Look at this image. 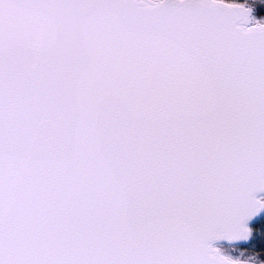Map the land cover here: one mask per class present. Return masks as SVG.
<instances>
[{"label":"snow or ice","instance_id":"snow-or-ice-1","mask_svg":"<svg viewBox=\"0 0 264 264\" xmlns=\"http://www.w3.org/2000/svg\"><path fill=\"white\" fill-rule=\"evenodd\" d=\"M257 11L0 0V264H264Z\"/></svg>","mask_w":264,"mask_h":264},{"label":"rangeland","instance_id":"rangeland-1","mask_svg":"<svg viewBox=\"0 0 264 264\" xmlns=\"http://www.w3.org/2000/svg\"><path fill=\"white\" fill-rule=\"evenodd\" d=\"M254 18L256 20L264 19V12H255ZM264 197V194L259 196L258 198ZM264 218V211L257 217L255 220L250 222L247 226L252 229V227L258 222L259 219ZM261 242L264 244V230H259L256 232L252 231V234L249 236L248 240L244 244H227V243H221L220 246L224 248L227 254L233 256V257H240L241 259H246L249 256L256 255L257 259L264 261V253H256L254 251V248H251V244L254 241ZM241 252H243V256H241Z\"/></svg>","mask_w":264,"mask_h":264},{"label":"trees","instance_id":"trees-1","mask_svg":"<svg viewBox=\"0 0 264 264\" xmlns=\"http://www.w3.org/2000/svg\"><path fill=\"white\" fill-rule=\"evenodd\" d=\"M261 225H264V218H261L258 220V222L252 227V231L253 232H256V231H261ZM259 240L257 241H254L252 244H251V248H254V251L256 253H264V244H262L261 242H258Z\"/></svg>","mask_w":264,"mask_h":264},{"label":"water","instance_id":"water-1","mask_svg":"<svg viewBox=\"0 0 264 264\" xmlns=\"http://www.w3.org/2000/svg\"><path fill=\"white\" fill-rule=\"evenodd\" d=\"M262 194H264V192H262V193H258L257 194V198L259 197V196H261ZM264 211V209H260L248 222H247V225L250 223V222H252L253 220H255L257 217H259V215L262 213ZM247 242V240H242V241H238V242H234V243H232V244H237V243H239V244H244V243H246ZM221 243H224V242H221ZM228 244V243H227Z\"/></svg>","mask_w":264,"mask_h":264}]
</instances>
